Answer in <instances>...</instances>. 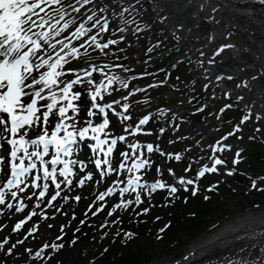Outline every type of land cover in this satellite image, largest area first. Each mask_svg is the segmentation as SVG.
Segmentation results:
<instances>
[{"label":"rangeland","instance_id":"rangeland-1","mask_svg":"<svg viewBox=\"0 0 264 264\" xmlns=\"http://www.w3.org/2000/svg\"><path fill=\"white\" fill-rule=\"evenodd\" d=\"M142 5L143 6H136L131 13L125 15L124 11L114 13L117 8H111L108 12L109 14H113L114 17V19L113 17H109L112 21L113 29L121 28L128 17L137 19L136 23L143 29L140 30L137 37L131 36L129 40L123 41L121 45L114 46L112 49L115 50L116 53L110 50L105 51V49L102 52L105 58L109 60H114L115 57H117L118 63H127L124 69L115 73L117 78L113 82L112 91L108 93V97L112 100L117 99L120 93V95H125L129 89L135 86V84L133 86L128 84L130 78L136 80L140 78V72L146 71L145 73H147L153 69L152 66L146 63L151 64V59L158 56V54H156L160 51L158 47H165V49L172 47L176 50L175 52L179 50V54L186 53H182L184 51L181 47L183 45L181 41H184L183 36L172 39V37L167 34V31H177L178 24L176 25L174 22V19L178 18L176 17V12L164 5L162 9H165L167 11H165L166 13H160L159 16L157 12L160 9L155 8V11L150 15L149 4L144 3ZM104 11L107 14L105 8ZM142 11H144V14L140 15ZM103 12L98 11V14L102 16ZM165 14L167 15L165 21L167 24L169 23V29L167 31L165 29L164 32H161V16ZM195 15L194 13L188 14L187 17H183L186 19V22L180 24L184 25V29L191 25ZM176 21L178 22V20ZM210 22L208 16H202L200 20L201 28L197 32V36L201 41L198 39V45L196 47H191V49L205 47V56L198 59V64L193 61L194 58L191 59L192 62L191 60L188 61L187 69L190 75L189 77H187L188 73L184 75L185 78L187 77V80L193 75H200V85L203 90L207 91L209 89L211 91L208 101L201 104L205 105L207 111L203 110L199 113L193 106V90H195L196 87L193 89L188 88L187 90H176V84L178 82H175L171 83L168 87L160 88L159 94L154 93L151 96L150 103L147 104L150 107L149 110H147L146 106L139 105L136 100H130L131 108L128 114L132 123L144 114L150 116V122L146 126H143L139 139L158 147L154 154L161 156L159 162L161 168L163 165L169 163L167 168H162V174L166 173L171 181L173 180L175 182V180L184 176L187 170H189V172L197 171L198 168L203 165L202 156L204 151H207V149L213 146L214 151L209 152L211 154V161L208 166H211L214 173L209 176L206 175L204 178V180L208 178L214 182L211 184L209 190L219 184L223 186V184L228 181L234 167H240L242 165V168H245L243 162L244 158L240 155L242 145L250 144L252 141L253 143H256V141L258 143L264 141V67L258 62L259 56L251 52L246 46L240 45V49L236 52L230 47L224 48V51L222 50L219 54H215V51L220 48L221 45H231V42L235 43L236 41H233L228 34L229 30L221 27V25L218 24L219 22H215L214 25ZM189 38L190 39L184 38L186 40L184 45H187V47L194 43L193 38ZM156 40H162V44H153L154 47L151 46V48H149V45L156 42ZM164 43L169 45L164 46ZM161 66L163 68V64H161ZM127 68H131L132 71L125 70ZM154 70H156V72L158 71L157 68ZM184 72H187V70H184ZM128 73L131 77L128 76ZM146 77H151L148 82H153L151 74L146 75ZM94 81L96 82L97 80ZM141 83L143 82H139V84ZM124 85L127 86L125 87ZM168 90H172L173 92L170 94L164 92ZM231 99H236L239 102L246 112L245 117L248 118L243 119L239 126L233 129V133L227 134L226 136L225 134L223 135L222 131L219 129L217 130L215 126L216 121H219L215 110L218 108L221 109L224 105L230 106ZM156 106H165L166 108L156 110L154 109ZM121 110V107L118 109L116 108L117 115H115L114 120L122 116L121 114L123 112ZM228 111L234 112V110H227L225 112ZM82 116H84V112H82ZM257 116H259V119H257ZM118 121L119 120H117V122ZM125 125L126 123L119 124V130L122 131ZM161 129H163V131H160ZM185 136H188V140L185 141V145L178 148L176 144L181 139H184ZM217 145H223V151L218 152ZM261 145L264 146L263 144ZM168 153L172 155H167ZM177 153L180 155V159L176 162ZM237 153H239V156H237ZM233 158L239 160L237 165L233 164ZM216 159L223 161V163H215ZM172 163L175 164L173 165ZM170 165L176 166V169L170 167ZM169 169H171V171H169ZM189 180L192 181L190 191L195 189V192H197V185H200L201 181L194 177L187 179L186 183ZM253 182H255V187L252 186ZM253 182L251 183V191L253 190L252 195L256 197L259 205H261L253 210H248L245 208L247 206L241 194L242 192H235L234 194V192L231 191L232 193L229 197H232V199L224 202L226 205L223 208L228 219L222 220L223 222L225 221V223H222L218 229L232 222H237L238 219L246 215L251 214L256 216L264 213V196L262 195L264 193V184L256 180ZM111 186L112 185H110V187ZM260 189L262 190L258 191ZM90 190L93 195L95 193L93 186ZM60 206L64 207L66 215L62 217L58 214V223L56 226L52 229H48V224L45 223L38 233L31 235L26 240L23 247H16L14 253L10 255L6 252V248L0 250V264H90L89 259L92 258V253L95 250H102L100 247L106 245V241L102 238V235L103 231H105L104 227L109 225L108 221H91L90 213L87 214V205L84 210L78 205L66 201L60 203ZM73 216L81 220L75 219L76 221L73 224L75 231L70 234L69 228L72 223H67L66 221L70 220L68 217ZM218 217L219 216H216L215 218L217 219ZM83 219L86 222L81 226L79 223L82 222ZM161 220L162 221L155 223V226H151V223H148L147 226L142 222L144 223L143 225L147 227L150 226L152 235H140L136 239L128 240V235L126 234L130 230L123 234H121L122 231H120L119 238L113 242L112 245H117L122 250L133 249V254L136 252L135 259H137L139 263L149 260L150 263L148 264H159L176 259L189 247L195 244H202L212 233L217 231L214 230L209 236H206V232L200 239L196 238L195 242L187 241L186 238H179L178 245L165 248L162 241L155 238V235L160 234L159 232L162 226L164 227L165 222L163 219ZM118 223H120V221ZM133 224L138 223L134 222ZM82 233H86L87 236L83 237ZM61 235H64V237H61ZM57 237L60 238L57 239ZM0 239L2 238L0 237ZM39 242L61 244L62 248L60 246L59 248L61 249L56 251V253H51L50 257L47 256L46 258L45 256L42 259L27 253L25 250L26 248L32 249L33 252V246H36ZM131 243L132 245H130ZM7 247H9V245H7ZM95 247L99 249H95ZM83 255L87 256L84 257ZM139 255L140 259L138 258ZM100 262L103 261H98L93 264H101Z\"/></svg>","mask_w":264,"mask_h":264},{"label":"snow or ice","instance_id":"snow-or-ice-1","mask_svg":"<svg viewBox=\"0 0 264 264\" xmlns=\"http://www.w3.org/2000/svg\"><path fill=\"white\" fill-rule=\"evenodd\" d=\"M90 2L91 0H82L83 4ZM75 3L77 7H73L68 0H0V148L4 149L3 152H0V205L7 201L6 207L12 209L13 201H15L16 212H23L28 207L27 204L17 199V196L18 191L24 192V189L28 188L29 185L39 188V196L44 197L45 193L48 192L49 185L48 183L41 185L37 181H46L50 178L56 188L59 189L60 184L56 179V173L59 172L65 177L68 184H72L69 177L74 171L73 165L84 166L85 164L84 160L81 159H67L73 157L80 150L78 139L84 140L86 137H90L95 140V143L89 145L93 152L97 153L98 150V152L104 153L105 159L95 158L97 168H100L101 164H105L108 166V172L118 171L112 167L107 157L112 153L117 139L123 140L124 136L111 138V143L105 149L102 145L106 143L107 135L102 139L99 133L103 132L109 124L107 115L104 116L102 122L96 124L88 119V117L97 115L93 109H99L101 113H104L106 109L111 107L108 103H98L97 97L101 96V89H106L107 85H112L117 77L108 76L106 77L107 85L100 81L95 88H88L92 101L90 106L87 102L83 104L74 103L81 97V91L74 90V85H84L85 81L81 80L79 75L75 79L65 76L66 72L74 73L77 69L65 68L64 65L68 63V59L73 56H80V53L76 46L71 45L70 41L64 43L63 48L58 50L61 41L54 39L74 22L69 16V11L78 13L80 6H82L81 0H75ZM52 5H56V7H52ZM66 16L68 19H65ZM92 18V16L87 17L88 20ZM98 23L99 21H97ZM96 26V24L92 25V27ZM107 26L108 22L105 20L101 30H105ZM86 31L87 29L82 22L71 35L73 39H76L79 36H84ZM88 40L95 43L96 37L89 36ZM88 40H85L84 44H87ZM109 43H115V41H109ZM83 46V44L80 45L81 48ZM97 47H107V45L97 44ZM228 47L231 45L224 44L216 51L218 53L223 48ZM65 49L68 50L65 51ZM85 51L87 50L85 49ZM79 71L89 77L87 85L95 83L90 72L84 68H80ZM101 99H103L102 96ZM113 103H118V101L113 100ZM124 107L127 108L128 105L125 104ZM82 110H86V117L81 118L79 116ZM247 118L244 117V119ZM147 120L148 116H145L140 123L144 124ZM134 131H141V129L137 128ZM4 141L11 146L10 151L4 147ZM131 147L135 148L136 145ZM147 149L151 152L153 145L149 143ZM49 154L50 160L45 159ZM120 155L127 158L126 153L122 152ZM167 155L172 154L168 153ZM6 157H10V159H6ZM176 159H180L178 153ZM215 163L219 164L223 161L216 159ZM145 164L150 165L151 161L141 159L138 156L131 161V166L120 162L119 169H127L128 172H133L143 168ZM57 165H62V167L58 168ZM9 166L10 174L7 171ZM33 170H36L35 174H33ZM198 174L203 175L204 172L200 171ZM103 175L104 171L102 170L101 176ZM87 176L90 178L92 173L88 172ZM180 179L183 181L184 178L181 177ZM79 183L83 184L84 179L81 178ZM113 183H117V181H113ZM188 183H192V181L189 180ZM140 184L138 175L129 176L127 186L121 189V193L129 191L133 185L139 187ZM164 186V183L159 180L151 184L153 190ZM253 187H255V182H253ZM113 190L109 188L107 192L101 193L97 198L103 199ZM171 191L175 192L176 188L171 187ZM192 191L195 192V189ZM58 195L59 192L57 191L51 195L47 203L51 204ZM25 196L28 194L25 193ZM75 199L79 200L80 197L76 196ZM136 202H140L138 191ZM130 203L132 201H125V207ZM36 207L39 208V203ZM2 211L3 209H0V212ZM143 211L147 212L148 209L145 208ZM35 214L34 211L26 213L24 219H19L12 230L20 229L25 220L30 219ZM40 216L45 217L47 213L41 211ZM0 227L3 226L0 225ZM35 231H37L35 224L27 229L29 234ZM59 238L57 237V239ZM7 243V238L0 239V250H3ZM17 243H22V241H17ZM15 247L16 245L13 244L12 247L7 248V252L11 253ZM43 247L46 248L49 245L45 243ZM51 247L58 248L60 245L53 243ZM25 250L37 258L43 253L42 248L35 253L32 252V249Z\"/></svg>","mask_w":264,"mask_h":264},{"label":"bare ground","instance_id":"bare-ground-1","mask_svg":"<svg viewBox=\"0 0 264 264\" xmlns=\"http://www.w3.org/2000/svg\"><path fill=\"white\" fill-rule=\"evenodd\" d=\"M258 1L169 0L168 2L172 10L180 7L184 13L191 7L206 13L210 10L215 19H218V24L232 32L230 37L237 42L233 43L232 49L236 52L240 49V45L248 47L251 52L259 56L258 62L264 67V4ZM159 264H264V213L256 216L249 214L238 219L237 222L227 224L202 244H195L176 259Z\"/></svg>","mask_w":264,"mask_h":264},{"label":"trees","instance_id":"trees-1","mask_svg":"<svg viewBox=\"0 0 264 264\" xmlns=\"http://www.w3.org/2000/svg\"><path fill=\"white\" fill-rule=\"evenodd\" d=\"M256 155L255 160H258V165L264 167V163L261 160L259 161V156H261L260 153ZM220 198L221 197H218L217 200L209 203H200V201L196 199L189 201L188 205L181 209L183 212L192 211L193 217L185 218L184 215L176 213L175 218L177 226L169 234H166L165 240L167 242H173L177 239L176 236L178 235L184 236L186 239H195L199 236L209 224V219L213 217L212 215L221 210L222 202L219 201ZM139 257L140 256H138V258ZM135 258L136 257H126L119 264H139V261Z\"/></svg>","mask_w":264,"mask_h":264}]
</instances>
